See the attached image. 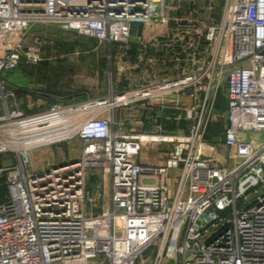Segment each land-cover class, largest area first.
<instances>
[{"label": "built area", "instance_id": "obj_1", "mask_svg": "<svg viewBox=\"0 0 264 264\" xmlns=\"http://www.w3.org/2000/svg\"><path fill=\"white\" fill-rule=\"evenodd\" d=\"M165 1L0 0V130L6 134L0 155L14 151L11 143L24 130L26 139L54 122L71 130L63 139L15 149L16 163L0 168L6 172L0 264H264V192L252 204L247 199L264 187V142L255 146L242 137L264 132V0H224L219 19L202 18L199 4L207 1L213 10L212 0H189L192 18L169 16ZM148 22L169 32L140 40V47L149 45L153 53L173 48L181 62L170 72L178 75L26 115L17 89L1 79L20 64L44 60L42 27L128 45L132 25ZM222 82V143L232 150L231 167H215L203 153ZM173 93L190 100L187 135H165L154 120L151 135L113 129L114 110L142 111ZM46 117L52 118L42 121ZM72 137L81 142L76 162L28 169L27 152ZM148 138L164 146L162 163H141ZM91 169H107L110 178L109 206L99 212L86 189Z\"/></svg>", "mask_w": 264, "mask_h": 264}, {"label": "rangeland", "instance_id": "obj_2", "mask_svg": "<svg viewBox=\"0 0 264 264\" xmlns=\"http://www.w3.org/2000/svg\"><path fill=\"white\" fill-rule=\"evenodd\" d=\"M181 1L184 2V0ZM177 3V0L165 1L166 13L168 15L176 11L174 6H176ZM166 28L167 27L158 23L148 22L142 34L144 36L146 35V37L150 35L154 36V34L162 36L165 35L163 33H165ZM40 29L43 30L44 46L46 47V49H44V60L36 66L20 64L16 69L3 72L1 75V79L4 82L21 89L18 95V102L21 111L25 115L34 110L39 111L46 109L50 104L58 101L68 104L104 98L110 93H118L117 91L120 85L128 81L129 78H133V81H136L135 79L138 77L137 81L139 83H135V85L138 86L157 83L179 74V71L177 72L174 70L170 73L162 70L149 71V77H145L144 82H142V80L139 79H142V76H144V74L147 75V73L142 72V70L140 71V67L144 64L152 63L154 59L150 56L151 51L149 45L146 49H142L141 47L142 50L138 56L136 53L137 45L131 47L130 50L128 49L129 54L125 59L124 56L120 54V45L98 43L96 41L76 37L69 33L55 32L52 28L42 27ZM147 41L149 42L151 40ZM141 42L143 41L141 40ZM178 58V56H174L170 63L175 65L176 63L179 64L181 61L180 59L178 60ZM125 60L128 61L127 66H135V64H138L139 71L132 70L133 67H130L129 70L126 71ZM164 62H166V60H164ZM26 91H28V95H26ZM225 97V85L224 82H222L217 94L213 119L209 124L204 140V144L209 139L216 140L214 151L217 152L215 157H218V160H215L214 157L212 161L214 165L219 167H231L234 163L228 158L231 152H228L221 146L225 127ZM170 103L174 104V108L166 107L167 105H171ZM152 104L153 108L151 110H147V106L144 107L146 108L144 110L146 114L140 115V119L136 121L138 125L134 128L132 127V129L137 131L134 133H148L149 130L152 129V124L154 123L161 125L162 133L168 136H184L188 134V125L186 123L184 109L190 104V100L186 95L175 93L165 95L159 99L152 100ZM135 110L136 109H133L130 112L132 113ZM119 111V109L116 111L114 110L116 114H118ZM152 120L154 121L150 124ZM148 134L151 135V133ZM255 134L254 132H246L242 137L246 141H250ZM258 134H260L261 142H264V132H258ZM5 135L6 134L0 130V138ZM154 135L155 134H153V136ZM18 139L19 138L14 139L12 143L16 142ZM162 147L164 146L161 144L143 142L140 160L145 165H157L162 163ZM80 149L81 142L77 137H72L66 142L33 149L27 152L26 155L29 160L28 169H47L60 164L63 160L70 161L72 158H77ZM13 150L15 151L14 148ZM14 151L0 155L1 168H10L16 163ZM203 153L207 159L211 160L213 158L212 155L214 152L210 154L211 156H208L209 153L205 150V146H203ZM91 170L96 174V176L92 177L96 179L95 186H97L96 188H98L99 194H102V173L97 172V169ZM89 172L90 170H88L87 173ZM5 176L6 172L0 173V192L6 187ZM144 183L150 184L152 181L145 179ZM92 185L93 184H90V187ZM256 190L257 193H253L252 190L248 193L247 199L251 204L254 203L257 194H262V192H264V187L258 186ZM101 199L100 196L98 202H96L98 211L101 209ZM102 202L103 208L109 206V194H107V190ZM167 264H175V262L172 260Z\"/></svg>", "mask_w": 264, "mask_h": 264}, {"label": "crops", "instance_id": "obj_3", "mask_svg": "<svg viewBox=\"0 0 264 264\" xmlns=\"http://www.w3.org/2000/svg\"><path fill=\"white\" fill-rule=\"evenodd\" d=\"M212 1L214 2L213 10L208 9L207 1H205L204 3L201 2L199 4L203 19H210V18L219 19L221 17L224 0H212ZM178 4H179L180 12L177 11L176 13L174 12L171 15L170 14L169 15L174 16L175 14L184 13V14H187V16H186L187 18H192V15L190 14V9L192 6H191V3L189 2V0H184V2H182L180 0V2ZM205 4H206V6H205ZM145 26H146L145 23H134L132 25V34H131L130 43L128 45H120L119 46V50L121 52L120 54H122L125 59H126L127 55L129 54L128 49L130 50L131 47L136 46V45H137L136 46V50H137L136 53H137V56L139 55L140 51L142 50L140 47V43H139L140 40H143V41L146 40L147 41V40H152L155 37H158V34H154V36L150 35L149 37L148 36L146 37V35L144 36L142 34V31L145 29ZM202 27H203V24H202ZM157 29H159V28H157ZM168 32H169V29L166 28V31L163 34H167ZM172 49H171V47H167V48H165L164 51L162 50L159 53H153V50H151L150 56H152V58H154V59L152 60V63L144 64L143 66L140 67V71L142 70V72L147 73V75L144 74V76H142V79H139V80H142V82H144L145 77H147V76L149 77V74H148L149 71L152 72V71H156V70H162V71L169 73L171 70L170 69L171 63H170L169 59L173 58L174 54H175ZM164 60H166V62H164ZM127 62H128L127 60H125V62H124L125 67H126V71L129 70L130 67L131 68L133 67L132 70L139 71L138 70L139 69L138 64H135V66H127L128 65ZM135 80L136 81H133V78H129L128 81H125L120 85V87L118 88L119 90L117 92L125 91L129 88L137 87L135 85V83H139L137 81L138 77H136ZM12 87L17 89V96H18L21 89L18 87H15V86H12ZM26 95H28V91H26ZM97 99H100V98H97ZM166 107L167 108H174V104L167 105ZM152 108H153V104L151 103V105L147 107V110H151ZM119 110L120 111L118 114H116V112H113V114H112L113 119L116 123V125H114L113 129H115L119 132L132 133V134L134 132H137L136 130L132 129V127L133 128L136 127L138 125V123L136 121H138L142 115L146 114L144 112V110H142V111L135 110L132 113L128 110H125V109H119ZM121 111H123V112H121ZM204 146H205V150L207 151V153H209L208 156H211L210 154H213V152H214V154L212 155L213 158L211 159V164L215 167H219V166L214 165V163L212 161L214 159L215 155L217 154V152L214 151V148L216 146V140L209 139L204 144ZM221 146L223 148H225L223 146L222 142H221ZM225 149L228 152L232 151L231 149H227V148H225ZM217 158L218 157H215V160H218ZM63 161L66 162L67 160H63ZM141 163L144 164L142 161H141ZM97 172L102 173V179H101V185H102L101 186V192H102V194H99L98 188H96L97 186H95L96 179H93L92 177L96 176V174L93 173L92 170H90V172L87 173L88 175H87L86 189H87V193H88L89 197L95 202H98V199L101 196L102 199H101L100 208L102 209L103 208V202L102 201H103V198L106 194V190H107V194H109L110 178H109V173H108L107 169H97ZM90 184H93V185L90 187ZM101 209H99V210H101ZM97 211H98V209H97Z\"/></svg>", "mask_w": 264, "mask_h": 264}, {"label": "bare ground", "instance_id": "obj_4", "mask_svg": "<svg viewBox=\"0 0 264 264\" xmlns=\"http://www.w3.org/2000/svg\"><path fill=\"white\" fill-rule=\"evenodd\" d=\"M52 118V117H49ZM49 118H44L43 120H48ZM49 122V121H47ZM65 126L60 127L58 124L54 123H50L48 128H52L51 130H49L46 133L41 134L40 136H36V137H32L30 139H26V130H24L23 132V136L20 137L16 142L11 144V147H13L14 149H25L26 147H33V146H37L39 144L42 143H47V142H51L54 140H58V139H63L66 136H68L69 133H71L70 130V126L68 124H64ZM56 127V128H55ZM260 134L256 133L253 138L250 140V142L255 145V146H259L261 144V140H260ZM146 141H150V139L148 138ZM21 147V148H20Z\"/></svg>", "mask_w": 264, "mask_h": 264}, {"label": "trees", "instance_id": "obj_5", "mask_svg": "<svg viewBox=\"0 0 264 264\" xmlns=\"http://www.w3.org/2000/svg\"><path fill=\"white\" fill-rule=\"evenodd\" d=\"M55 32H59V33H63V32H60V31H55ZM75 36V35H74ZM77 37V36H76ZM81 38V37H80ZM87 40H91V41H95V40H92V39H87ZM113 45H118V44H113ZM44 49H46V47L44 46ZM34 112V111H33ZM29 113H32V112H29ZM1 168V167H0ZM5 190L6 188L4 187L3 191L0 192V195H3L5 193Z\"/></svg>", "mask_w": 264, "mask_h": 264}, {"label": "water", "instance_id": "obj_6", "mask_svg": "<svg viewBox=\"0 0 264 264\" xmlns=\"http://www.w3.org/2000/svg\"><path fill=\"white\" fill-rule=\"evenodd\" d=\"M70 162H71V163L76 162V158H72V159H70ZM65 163H66V162L62 161V162H60L59 165H64Z\"/></svg>", "mask_w": 264, "mask_h": 264}]
</instances>
